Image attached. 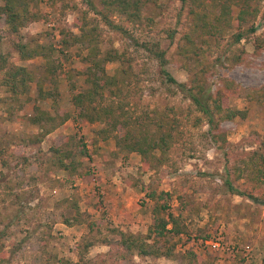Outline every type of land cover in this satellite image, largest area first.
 Instances as JSON below:
<instances>
[{
  "label": "rangeland",
  "instance_id": "rangeland-1",
  "mask_svg": "<svg viewBox=\"0 0 264 264\" xmlns=\"http://www.w3.org/2000/svg\"><path fill=\"white\" fill-rule=\"evenodd\" d=\"M26 1L27 10H20L25 25L16 30L8 15L0 19V55L35 78L25 93L14 95L0 75V264H186L181 259L188 253L207 264H264V202L229 192L225 184L230 180L239 190L251 188L241 169L257 156L263 174L256 194L264 195V0L251 3L259 10L251 23L255 34L237 44L236 30L194 33L197 15L219 14L210 2L160 0V6L144 10L142 23L117 14L109 25L101 9H89L84 0ZM80 27L89 35L83 41ZM19 43L42 55L22 59ZM155 43L176 81L188 88L200 83L211 105L221 101L244 117L223 120L215 114L214 128L202 121L181 88L164 81L154 51L145 47ZM200 48L208 55L203 61ZM93 49L100 57L114 50L124 54L123 63L104 67L127 86L122 92L113 86L100 98L119 117L116 134L172 135L166 153L156 152L146 171L138 153L120 152L113 138H98L106 123L78 117L73 98L91 88L87 58ZM53 63L61 65L56 74L50 70ZM39 81L44 92H54L53 99L42 98ZM48 117L65 122L34 143ZM63 144L74 150L78 172L54 164L52 148ZM153 191L169 194L167 211L184 229L171 239L173 258L134 255L115 263L110 247L97 244L80 261L78 245L91 224L147 234L154 207L147 194Z\"/></svg>",
  "mask_w": 264,
  "mask_h": 264
},
{
  "label": "trees",
  "instance_id": "trees-1",
  "mask_svg": "<svg viewBox=\"0 0 264 264\" xmlns=\"http://www.w3.org/2000/svg\"><path fill=\"white\" fill-rule=\"evenodd\" d=\"M180 1L185 4L189 2L190 5L200 1L208 5L210 2L213 3L214 7H219L220 12L214 17L210 18L206 13H203L202 16H196L197 19H195L196 22L193 26V31L198 37L221 35L222 33L236 30V32L233 31L232 39L234 43L237 44L256 32V27L251 23L257 18L259 10L251 6L253 0ZM0 2H2V4H0V19L8 15L10 17V22H14V29L16 30L19 29V25L20 27L21 25H25L23 24L24 19L22 20L23 15L20 10H22V12L23 10H27L28 2L26 0H0ZM159 2L160 0H84V3L89 9L98 11L99 13L98 8H100V14L105 21L109 22V25L110 18L115 17L117 14L124 16L126 21L131 24L142 23L144 10L150 4L160 6ZM257 3L258 1L256 0V5ZM80 29L82 37L78 39L85 40L89 35H85V27H80ZM63 33L65 34V32ZM70 37V34L67 33L66 38L68 39ZM187 39L190 41V37H187ZM67 41L68 40H64L63 43L68 44ZM76 41L78 40L76 39ZM17 47L22 55L21 58L24 60L42 55L38 48L32 52L27 51L28 46L23 43H19ZM145 47L150 51H154V55L160 63L164 81L171 86L181 88V92L187 95L196 110L201 114L200 119L202 121L207 119L211 128H214L215 114L220 117L222 116L221 119L223 120H232L240 115L244 117V112L242 111L226 110V104L221 101L218 103L214 102V104L211 105L209 101L211 98H207V94L204 88L200 86V83H195V88H188L185 84L176 81L166 70L165 53L161 50L158 43L151 44V46L146 45ZM201 49L202 48H200L197 53L203 61L208 55L206 56L205 51ZM43 55L47 56L46 54ZM100 56L101 54L98 49H93V52L89 55L90 58H87V61L88 59L90 61L87 72V82L91 85V88L85 93L77 94L73 98V104L75 108L79 110L78 117L91 123L98 121L106 123L107 127L98 132V138L103 141L113 138L120 152L138 153L143 158V170L146 171L148 170V166H151V158L156 160V152L162 151L163 154L166 153V148L171 145L170 141L172 135L171 133L160 132V137L153 139L147 136H134L130 131L123 135L116 134L118 126L120 125L119 117L115 115L112 106H102L100 98L102 99L104 97V92L113 86L118 87L120 92H122L121 87L127 86V81L122 80L117 73L114 76H109L104 67L106 63H123L124 54L122 55L118 50H114V52H108L104 57ZM0 60L2 62V65H0V75L3 76V85L7 86L9 91L14 95L25 93L30 83L35 81L33 73L24 67L6 64L7 60L1 55ZM50 70H53V74H56L58 70H61V65H55V63H53ZM126 73L127 72L123 70L122 74L124 77H126ZM50 82L53 83V85L57 84L55 78H51ZM120 82L122 83L120 84ZM43 85V82H38L39 90L42 92V98L53 99L54 92H51L52 90L44 92ZM119 91L118 93H120ZM45 121L43 132L38 137V141H34V143L38 144L42 138L63 125L65 118L57 121L56 118L48 117ZM127 124L128 123L125 122V126H127ZM68 146V144H63L62 146L52 148V152L55 155V160L53 161H55L54 164L59 167V169L75 173L76 171L78 172V167L74 164L73 160L75 153L74 150ZM255 159L254 163L245 164L244 168L241 169L248 173L247 183L252 185L251 188L239 190L233 186L230 180H225V184L229 192L236 193L254 203H260L261 201L264 202V195L260 196L261 194H256V192L260 190V178L263 173H261L258 164L259 158L255 156ZM168 196L169 194L167 193L156 191L147 194V198L154 202L152 211L153 224L149 227L147 234L125 233L118 229H107L98 224H91L89 227V234L82 239L83 243L78 245L80 261L84 259V254L88 253V250L97 244L110 247V253H114L113 256L116 255L118 258H115V263L126 261L134 255L140 257L173 258L175 245L170 244L171 239L184 233V229L180 226L179 218L167 211L168 204L164 200V197ZM170 226L171 228H169ZM110 235H117L119 239L111 240ZM181 260L183 262L187 261L186 264H207L203 259L193 253H188V255L184 256Z\"/></svg>",
  "mask_w": 264,
  "mask_h": 264
}]
</instances>
